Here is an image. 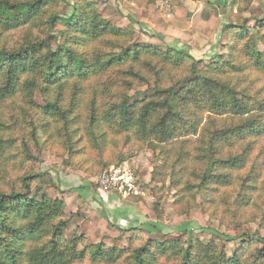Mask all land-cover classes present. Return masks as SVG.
Wrapping results in <instances>:
<instances>
[{"label":"trees","instance_id":"1","mask_svg":"<svg viewBox=\"0 0 264 264\" xmlns=\"http://www.w3.org/2000/svg\"><path fill=\"white\" fill-rule=\"evenodd\" d=\"M229 1L215 0L220 52L197 59L139 44L88 0H0V264H264V14L232 18ZM136 87L147 94L132 101ZM108 136L157 152L152 181H170L175 208L200 195L198 207L238 233L231 255L192 230L158 241L129 228L126 248L68 239L71 215L32 172L35 153L52 140L68 163L87 153L107 167Z\"/></svg>","mask_w":264,"mask_h":264},{"label":"rangeland","instance_id":"2","mask_svg":"<svg viewBox=\"0 0 264 264\" xmlns=\"http://www.w3.org/2000/svg\"><path fill=\"white\" fill-rule=\"evenodd\" d=\"M72 1V0H69ZM93 2L96 10L111 23L129 28L133 32L136 42L139 44H149L153 47L164 48L163 42L168 45H177L179 47H187L191 54L200 59L201 54L205 50H210L217 45V34H219V11L222 17V9L219 10V5L214 4L209 7L208 16L211 18L210 24L207 27L197 24L198 18L195 13L198 11V5L190 0H88ZM264 0H230L227 6V11L233 9L231 15L234 18L236 11H243V18L249 19L252 14L254 17L261 18L264 14L262 10ZM235 2V3H233ZM168 12H165V7L160 8V5H165ZM232 4H235L234 6ZM230 14V12H228ZM169 15V17H168ZM238 16V15H235ZM224 19V18H223ZM225 20V19H224ZM226 21V20H225ZM181 29L182 36L179 38L172 37L166 32H169L171 27ZM223 33V32H222ZM222 39V34L220 41ZM218 40V43L220 42ZM216 44V45H215ZM188 45V46H187ZM216 53L220 52V46H217ZM206 51V52H207ZM147 94V87H136L130 92L131 100H140ZM36 101L41 103L39 97ZM104 145L106 161H109L107 167L98 166L94 162H89L92 158L90 154L75 155L68 163V155L59 150L57 146L52 144V140L46 145L47 148L36 152L38 163L34 165L32 172L35 174L42 171L46 174L44 180L48 185H42V189L53 197L62 198L57 190L60 178L68 174H80L87 180L91 192L95 191V181L99 174L112 166L126 164L134 173L137 186L141 191V195L130 198V202L134 203V210L131 213H137L129 217V221L136 223H128V221L120 223V220L115 221L114 216L108 213L104 203L97 198H92L96 210L83 205L80 201L74 198L67 201L71 206L65 208L66 215H71L68 228L65 230V235L69 239L74 234L81 235L85 245L101 244L105 247L126 248L127 239L131 232L126 231L129 228L141 226V236L143 238L152 237L158 241L179 238L185 240V235H178L176 232L193 231V235L203 242L210 240L215 241L219 247L224 246L227 253L231 255L232 251L238 245V233L221 224L218 219L203 212L198 206L201 203L200 195L194 196L195 207L179 205L177 208L173 205L175 201V190L170 186V181L165 180V183H155L152 181V172L160 164V159L157 158V152H152L145 147L140 148L134 142L121 149L123 140L121 137L108 136ZM114 141L116 145H114ZM112 142V143H111ZM123 152L122 155L119 151ZM127 149V151L125 150ZM120 157L122 158L121 160ZM67 160V161H66ZM81 160V161H80ZM85 163V173L83 169L77 167L78 163ZM27 169H30V164H27ZM32 168V166H31ZM41 169V170H40ZM88 170V171H86ZM12 173V171H11ZM80 175H76L81 178ZM16 174L13 172L10 176L14 178ZM75 179V178H74ZM72 180V179H70ZM163 182V181H162ZM60 196H59V195ZM63 199V198H62ZM190 199V195L186 196ZM64 200V199H63ZM191 202V201H190ZM86 207V208H85ZM83 208V211H77ZM187 209V211H186ZM104 210V212L99 211ZM75 211V212H73ZM100 213V214H99ZM123 215L117 216L124 218ZM109 216V217H108ZM118 222V227L115 225ZM149 225L156 226L159 230L168 233L166 236H158L153 233H148ZM245 229L256 231L255 224H244ZM229 238L231 241H226ZM84 264H88L87 262Z\"/></svg>","mask_w":264,"mask_h":264},{"label":"crops","instance_id":"3","mask_svg":"<svg viewBox=\"0 0 264 264\" xmlns=\"http://www.w3.org/2000/svg\"><path fill=\"white\" fill-rule=\"evenodd\" d=\"M192 3H195V5H198L197 8V12L195 13V16L198 18V23L199 25H204L205 27L208 26V24H210V20L211 18L208 16V12H209V7H213L215 4V0H190ZM222 1V0H220ZM220 5H219V10H220ZM219 17H220V22H219V34H217V45L210 49V50H205L202 54H201V58L203 59L205 56L207 57H211L213 54H215V50H217V46H218V40L220 41L221 38V34L223 32V26L226 24V21L223 19L222 15L220 14L219 11ZM171 30L169 32H166V34H169L172 37H176L179 38V35H183L182 34V30L178 29L177 27L173 26L170 28ZM181 30V31H180ZM163 44H165V42H163ZM166 44H168L166 42ZM165 46V45H164ZM188 46V45H187ZM207 51V52H206ZM191 52V51H190ZM76 175H80V174H66L63 177H59L60 178V182L59 185L57 186V190L60 193V195L62 196V198L64 199L65 203H66V208L69 209V207L73 206L72 204V200L74 199L69 198L71 197V195L75 196V200L80 201V205H85L89 208L95 209L96 210V206L94 205L95 202H93L92 198H97L99 201H101L102 203H104L103 207L106 208L105 211H107L108 213H110L112 216H114V220L118 221L120 220V223L126 222L128 221V223H136V220H134L133 222H131V220L129 221V217H131L132 215H137V213H131V215L128 216V214L133 211L135 208V204L130 202V198L127 199H123L121 197H118L117 195L113 194V193H104V192H100L97 190V188L95 189V191H93L94 193L91 192V188H89L88 182L87 180H84V176L80 175L81 178H78ZM75 178V179H74ZM72 179V180H70ZM59 195V194H58ZM59 195V196H60ZM67 201H71V206L68 205ZM83 203V204H82ZM86 208V207H85ZM77 211H83V208L78 209ZM104 212V210H99ZM75 212V211H73ZM126 212V215H124V218H118L117 216L123 215ZM100 214V213H99ZM109 217V216H108ZM117 224L115 225V227H118V222H116Z\"/></svg>","mask_w":264,"mask_h":264},{"label":"built area","instance_id":"4","mask_svg":"<svg viewBox=\"0 0 264 264\" xmlns=\"http://www.w3.org/2000/svg\"><path fill=\"white\" fill-rule=\"evenodd\" d=\"M163 7H165L164 11L168 12L166 4L160 5V8ZM95 185L98 191L113 193L123 199L141 195L135 175L126 164L103 170L96 178Z\"/></svg>","mask_w":264,"mask_h":264}]
</instances>
